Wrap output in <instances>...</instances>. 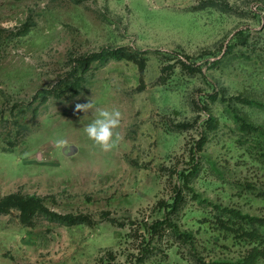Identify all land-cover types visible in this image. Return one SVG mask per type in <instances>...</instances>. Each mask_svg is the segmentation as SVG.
Listing matches in <instances>:
<instances>
[{
  "label": "rangeland",
  "instance_id": "rangeland-1",
  "mask_svg": "<svg viewBox=\"0 0 264 264\" xmlns=\"http://www.w3.org/2000/svg\"><path fill=\"white\" fill-rule=\"evenodd\" d=\"M0 29V118L29 127L0 124V197L78 216L0 214V264H239L264 246L232 213L264 217V0H0ZM117 48L144 68L83 70ZM91 99L122 113L109 152L84 133L95 110L74 111Z\"/></svg>",
  "mask_w": 264,
  "mask_h": 264
},
{
  "label": "trees",
  "instance_id": "trees-1",
  "mask_svg": "<svg viewBox=\"0 0 264 264\" xmlns=\"http://www.w3.org/2000/svg\"><path fill=\"white\" fill-rule=\"evenodd\" d=\"M30 24L25 23L22 25L17 34L24 35L27 32H29ZM1 30V29H0ZM101 58V57H115V58H132L134 59L141 67V70L145 66V60L139 58L135 54H131L126 52L123 49H111L108 51H99L93 54L92 56H87L83 58V70H87L91 61L95 58ZM182 64L185 68H189L192 71H197L201 69L200 65L197 63H191L187 61H182ZM48 95H44L43 98L47 100ZM238 99L244 100L243 97H238ZM30 104V103H29ZM240 118V121L245 124L247 121H245L243 118ZM4 122L14 123V127L18 128V132H22L23 138L27 136L29 127L23 124L20 120L18 115L11 121L9 118H7L4 114L1 115L0 118V124L4 125ZM251 126V125H250ZM252 127V126H251ZM13 147L17 146L16 143H11ZM11 147V148H13ZM181 191L179 192V198L181 197ZM13 209H17L19 211L20 219L23 223L29 224L33 221L34 217L39 214H45V216L50 217L54 220L60 221V222H72L75 221L78 216L72 215V214H62L57 211H54L47 207V205L44 202V199L36 194H23L21 192H11L4 196L0 197V214H5L10 212ZM234 216H242L245 218H248L249 222L253 225H260L261 227H264V217L259 216H251V215H243L240 211H232ZM171 220L169 219H163V220H156L153 223V228L155 231H160L165 227L166 225H171ZM230 228V227H229ZM235 229H239L240 233H246L250 236L255 235L253 231H248L246 227L244 226H238ZM258 234V233H257ZM248 255L239 263V264H255L256 260L261 256L264 258V246H260L253 248Z\"/></svg>",
  "mask_w": 264,
  "mask_h": 264
},
{
  "label": "clouds",
  "instance_id": "clouds-1",
  "mask_svg": "<svg viewBox=\"0 0 264 264\" xmlns=\"http://www.w3.org/2000/svg\"><path fill=\"white\" fill-rule=\"evenodd\" d=\"M93 109L95 110V117L84 127V133L102 151L109 152L113 150L122 139L120 133L116 131L120 127L122 113L116 108H97L92 99L87 103L75 104L74 111L87 113ZM55 143L60 149H64L68 146L67 141L64 139H58Z\"/></svg>",
  "mask_w": 264,
  "mask_h": 264
}]
</instances>
